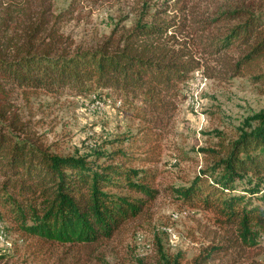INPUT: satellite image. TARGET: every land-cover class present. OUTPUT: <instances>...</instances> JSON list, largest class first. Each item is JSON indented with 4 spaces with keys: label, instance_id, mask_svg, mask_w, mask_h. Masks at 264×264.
<instances>
[{
    "label": "trees",
    "instance_id": "1",
    "mask_svg": "<svg viewBox=\"0 0 264 264\" xmlns=\"http://www.w3.org/2000/svg\"><path fill=\"white\" fill-rule=\"evenodd\" d=\"M79 2L57 10L52 0H0V224L38 247L109 239L144 215L159 191L149 170L127 164L119 149H50L23 115L31 92L106 89L147 124L145 139L175 108L179 83L199 68L223 79L247 74L264 93V9L254 0H167L87 48L60 30ZM234 136L202 149L206 164L186 184L169 187L175 199L211 214L207 243L184 263L181 253L160 251L155 264H213L223 255L217 264H264V109ZM90 259L86 253L58 264Z\"/></svg>",
    "mask_w": 264,
    "mask_h": 264
},
{
    "label": "rangeland",
    "instance_id": "2",
    "mask_svg": "<svg viewBox=\"0 0 264 264\" xmlns=\"http://www.w3.org/2000/svg\"><path fill=\"white\" fill-rule=\"evenodd\" d=\"M52 1L58 10L75 0ZM210 1L225 5L249 0ZM254 1L264 9V0ZM164 2L167 0H80L75 16H66L60 30L74 45L91 47L115 24L129 27L145 9L148 18ZM250 77L236 74L223 79L207 76L201 68L190 72L178 85L175 108L147 139V124L106 89L58 95L31 92L22 105L23 115L50 149L61 154L89 153L97 146L108 152L119 149L124 154L118 155L127 158V164L149 170L151 183L159 192L144 215L130 219L111 238L88 246L28 245L30 239L22 238L3 221L0 264H58L60 258L70 262L86 253L92 256L88 264H155L160 251L168 256L181 253L182 263L191 259L211 235V214L175 199L169 187L186 184L207 162L202 149L222 137H235L244 119L264 109V93ZM261 241L264 246V239ZM259 257L264 259V250ZM225 259L223 255L212 263Z\"/></svg>",
    "mask_w": 264,
    "mask_h": 264
},
{
    "label": "bare ground",
    "instance_id": "3",
    "mask_svg": "<svg viewBox=\"0 0 264 264\" xmlns=\"http://www.w3.org/2000/svg\"><path fill=\"white\" fill-rule=\"evenodd\" d=\"M2 233V232H1ZM1 238V237H0Z\"/></svg>",
    "mask_w": 264,
    "mask_h": 264
}]
</instances>
